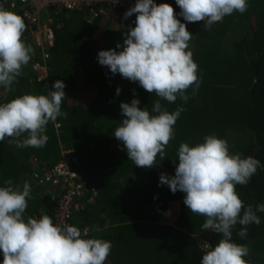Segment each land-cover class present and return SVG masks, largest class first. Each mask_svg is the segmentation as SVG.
<instances>
[{"label":"trees","instance_id":"obj_1","mask_svg":"<svg viewBox=\"0 0 264 264\" xmlns=\"http://www.w3.org/2000/svg\"><path fill=\"white\" fill-rule=\"evenodd\" d=\"M155 2L171 5L174 13L180 11L175 0ZM0 7L22 17L20 8L11 10L1 0ZM53 15L55 44L47 62V81L32 80L33 50L11 91L0 87V103L23 94L47 95L52 84L62 80L66 96L61 112L65 115L47 124L48 141L42 148H18L9 138L0 142V186L11 180L22 189L28 182L31 198L24 218L46 214L53 220L58 190L37 187L31 174L35 166L52 167L60 159L61 147L70 148L81 181L97 190L93 202L73 214L71 224L89 226L92 234L85 238L112 242L105 264H200L205 245H216L221 234L202 230L206 218L187 209L184 193L173 194L167 185L158 186L159 176L174 175L182 143L194 146L213 134L227 142L231 154L254 157L264 166V0H248L243 14L233 12L210 28L202 21L185 22L177 17L193 34L188 48L198 65L199 88L193 92L190 87L189 99L185 102L178 97L174 103L118 73L112 75L97 61L99 50L122 45L128 28L134 27L135 14L125 19L123 12L110 10L91 23L85 11ZM134 98L141 108H151L156 100L169 112L183 107L174 136L164 148L165 158L160 160L158 155L157 164L149 169L135 166L122 142L113 136L124 118L120 103ZM235 190L244 205L255 208L264 203V167ZM257 214L261 223L248 225L245 237L237 235L243 227L239 224L232 231L233 241L249 249L248 264H264V213Z\"/></svg>","mask_w":264,"mask_h":264},{"label":"clouds","instance_id":"obj_2","mask_svg":"<svg viewBox=\"0 0 264 264\" xmlns=\"http://www.w3.org/2000/svg\"><path fill=\"white\" fill-rule=\"evenodd\" d=\"M180 11L155 0H135L124 13L135 14L134 27H129L122 45L99 50L97 61L112 75L117 73L137 82L148 93L174 103L179 97L187 101V90L199 88L198 65L192 58L188 42L193 34L185 22L202 21L210 28L233 12L243 14L248 0H175ZM26 30L23 18L0 7V87L11 91L33 53L22 40ZM65 84L56 80L47 95L23 94L0 103V142L9 138L18 148H42L48 141L46 126L61 112L66 96ZM120 88L116 89L119 95ZM138 98L121 102L124 117L114 131L122 142L128 159L135 166L149 169L156 160L164 159V148L174 136V125L183 107L169 112L160 100L151 108L138 107ZM174 175L162 173L158 186L167 185L174 194L184 193L183 203L189 211L206 219L202 230L221 234L216 245H205L200 264H248L246 245L232 239L237 224L243 226L237 235H247V226L259 225L264 203L255 208L244 205L236 193V185H246L260 167L254 157L231 154L224 139L207 135L202 143L179 146ZM0 186V264H105L112 248L110 240L85 238L87 233L72 225L54 224L51 217L24 218L27 200L31 198L28 182L21 187L12 181Z\"/></svg>","mask_w":264,"mask_h":264},{"label":"built area","instance_id":"obj_3","mask_svg":"<svg viewBox=\"0 0 264 264\" xmlns=\"http://www.w3.org/2000/svg\"><path fill=\"white\" fill-rule=\"evenodd\" d=\"M9 9L22 11L26 30L23 40L29 43L36 55L32 61V80L39 83L48 79V60L50 51L55 44V19L53 12H87V22H93L96 17L110 10H119L123 13L134 5L135 0H1ZM39 164V163H37ZM40 165V164H39ZM77 158L70 148L61 147L60 159L52 167L32 170V180L41 189H57L59 197L57 208L53 216V223L63 226L72 225L74 213L83 210L87 204L92 203L97 195L95 187H87L81 181L75 166ZM85 237L92 234L89 226L79 227Z\"/></svg>","mask_w":264,"mask_h":264}]
</instances>
